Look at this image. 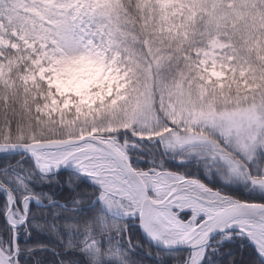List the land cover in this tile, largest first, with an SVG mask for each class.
Masks as SVG:
<instances>
[{
  "label": "snow or ice",
  "instance_id": "6c2138e0",
  "mask_svg": "<svg viewBox=\"0 0 264 264\" xmlns=\"http://www.w3.org/2000/svg\"><path fill=\"white\" fill-rule=\"evenodd\" d=\"M0 264H264V0H0Z\"/></svg>",
  "mask_w": 264,
  "mask_h": 264
}]
</instances>
